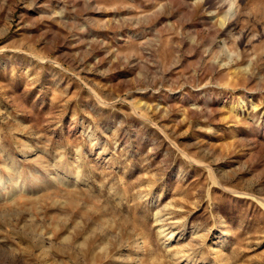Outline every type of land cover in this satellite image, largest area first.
I'll return each mask as SVG.
<instances>
[{
	"label": "rangeland",
	"instance_id": "rangeland-1",
	"mask_svg": "<svg viewBox=\"0 0 264 264\" xmlns=\"http://www.w3.org/2000/svg\"><path fill=\"white\" fill-rule=\"evenodd\" d=\"M0 264H264V0H0Z\"/></svg>",
	"mask_w": 264,
	"mask_h": 264
}]
</instances>
